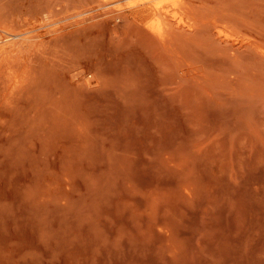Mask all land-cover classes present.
<instances>
[{"label": "rangeland", "instance_id": "obj_1", "mask_svg": "<svg viewBox=\"0 0 264 264\" xmlns=\"http://www.w3.org/2000/svg\"><path fill=\"white\" fill-rule=\"evenodd\" d=\"M0 35V264H264V0H0Z\"/></svg>", "mask_w": 264, "mask_h": 264}, {"label": "bare ground", "instance_id": "obj_2", "mask_svg": "<svg viewBox=\"0 0 264 264\" xmlns=\"http://www.w3.org/2000/svg\"><path fill=\"white\" fill-rule=\"evenodd\" d=\"M179 10V9H178ZM157 16H159L158 14H157ZM161 16V15H160ZM163 18V17H162ZM163 21V19H161V17H159L158 18V24H157V26H161V23H163L162 22ZM159 28V27H158ZM3 33H6V34H8V35H14V34H12L11 32H9V31H7V30H1ZM1 36V35H0ZM14 36H17V35H14Z\"/></svg>", "mask_w": 264, "mask_h": 264}]
</instances>
